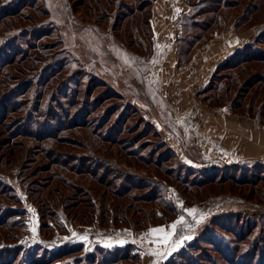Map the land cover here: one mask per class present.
Returning a JSON list of instances; mask_svg holds the SVG:
<instances>
[{"label":"rangeland","instance_id":"374dc122","mask_svg":"<svg viewBox=\"0 0 264 264\" xmlns=\"http://www.w3.org/2000/svg\"><path fill=\"white\" fill-rule=\"evenodd\" d=\"M86 1H88L85 2L88 8L86 6L82 9L79 6L81 0H0V72L3 74L1 79L4 82L3 85H0V92L4 91L10 100L19 99L22 101V108L26 112L39 118H41L38 115L41 113L40 110L45 107L42 104L44 95L47 104L49 103L45 109L50 113V119L53 121L51 123H60L57 121L59 117L65 119V111L68 108L69 110L72 109L70 112L73 114L75 113L74 110L79 111L71 118V121H76V127L65 132L68 135V141L78 142L74 137H77L76 134L81 136L80 133H84V126L77 123L81 121L80 119L89 118L90 121L97 124L104 121L103 116H107V113L112 109L114 115L110 122L119 113H122L123 120L127 119L128 122L125 126L130 125L134 129L132 134L138 133V131H146L141 141H148L150 143L148 148L156 147L159 144V139L156 138L154 130L149 128L148 124L140 123L139 115L130 107L129 101L132 98L143 100L142 103L139 101H136V103L139 105L140 109L138 108V110L144 118L145 116L152 117L148 107L150 105L145 103L146 101H155L156 105L164 108L167 106L169 110L172 108L176 110L179 104L167 94L170 89V81L168 83V80H166L164 86L160 84L161 86L157 87L148 75L155 79L158 75L156 76L153 73V68L157 70L156 72L162 68L159 59H156V53L159 52L161 55H165L170 45L172 46V42L175 44L176 52L180 45L183 46L180 50H184L186 44L181 41V38L179 41H177V37L175 39L174 31L170 35L166 29L160 31L156 38L153 36L150 38L149 28L147 25L142 24L150 17L148 10L150 0H125L134 6L142 3L144 7L143 12H141V23L136 26L133 25L132 18L123 19L119 14L120 11H117L122 9V6L119 7L118 5L121 0H117L116 6L113 5L112 7L107 6L104 3L105 0H100L101 2L99 0ZM179 3L182 5V10L188 9L186 0H165L166 7L172 10L173 25L176 23L175 19L180 15ZM261 9L264 10V5H261ZM219 15L217 23L202 40L197 42L192 51L186 54L183 53L184 55L181 54L179 57L176 54V61L178 62L176 70L169 72L174 71V75L187 85L188 96L192 103L196 105L199 102L204 109L212 105L223 108L226 106L231 109L229 104L235 97L233 95L237 93V87L233 88L231 94H227L226 100H220L221 104H217L218 102L213 103V99L207 97L208 92H203V89L209 86L211 77L215 75L218 65L221 63L218 64L219 60L217 62L208 61L203 51L209 45L212 47L213 44L220 42L222 38L227 39L240 33H244L246 36L236 39L240 41V44L253 41L254 36L258 33L264 39V15L253 19L254 25L257 23L256 26L250 25L246 28L237 27L232 22L224 25L221 22L222 17H224V9L221 13V16H223ZM115 19L117 22L114 21ZM197 31L199 30L197 29ZM139 40L143 43L142 47L136 45L141 43ZM262 45L264 46L263 42L258 47L262 48ZM233 49L235 48L227 50L224 61ZM20 55L23 59L24 56L31 57L32 62H27L28 66H26L27 64L24 65L25 60L23 59L21 64L20 61L19 63L17 61L11 62L13 58H19ZM6 61L8 62L6 63ZM60 66L64 68L62 71L59 68ZM79 67L83 69L78 70ZM162 72L166 78L171 75L166 70ZM94 76H99L102 80L97 81ZM49 77L50 81L46 86L48 91L44 92V84ZM26 88L30 91L25 92ZM161 88L164 89V94L159 91ZM75 89H81L78 94V97H82L81 100L76 98L78 91L76 92ZM111 91L113 92L112 97L105 99ZM114 92L120 93L122 97L118 98ZM71 95L75 97L73 101H76V99L80 101L71 105V102H73L71 101ZM263 99L264 94L258 98L257 103H260ZM81 101H84V103ZM186 105L181 103L179 108L183 109ZM258 107L255 110H260V107ZM88 108L91 111L84 112ZM81 111L83 113L80 115ZM260 111H264V109ZM14 119L9 126L0 123V167L1 171L10 174L9 179L11 182H5L6 185L11 183L8 195L16 194V198L9 199L5 195H0V203L11 205L22 212V214L12 217V219H15L14 221H22L21 228L14 230V232L20 233L25 238L28 245L26 250L35 254L32 257L33 260L37 257H44L46 251L47 256L53 259L49 264H82L73 258L80 256L86 251L85 249L62 255L59 258H56L55 252L66 244L71 246L72 244H80L85 238L91 242L94 240L111 242L115 235H126L123 238L127 241L131 239L130 242L133 243L135 248H126L124 252H128L130 256H133L138 254L140 249L135 244L136 239L125 234L124 231L130 229L145 231L138 240H143L145 250L153 253L155 263H159L161 258L166 260L172 250L175 249L171 255L174 257L176 253L181 252L185 247L197 243L195 239L198 238V233L205 226V223L210 222L215 217H218L217 222L219 225L228 220L229 225L236 227H234L235 231L232 233L224 230V227L217 226L214 228L216 231H213L214 236L219 234L223 238L227 235V237L238 242L237 236L241 232L251 242L258 245V248L255 247L257 248V257L264 256V166L252 165L249 173L243 172L244 177H252L253 182L235 180L233 176H230V178L225 177L223 182L217 180L207 184L201 188V191L193 187L189 192L184 193L180 189L172 187L169 192L174 199L175 216L173 219L155 220L154 223H146L147 225L144 227H129L132 225L127 226L122 220L110 221V217L103 221L100 214L102 202L94 197L86 199L89 202L87 203L88 206L76 205L78 200L74 202L76 198L71 196L72 188L52 179L50 169L57 168L60 170V166H57L58 164L52 166L45 154H47V150L49 152L53 149L54 144L47 146L45 151H42L39 145H45L44 141L37 142L35 138L24 134L16 135L19 126H15V128L13 125H17L22 121L23 116L20 113H15ZM197 119L199 120V118ZM262 120H264V117ZM32 122L29 123L31 128L38 124ZM51 123L48 129H52L50 128L53 126ZM261 124L264 125V122ZM38 125L35 128L41 127V124ZM163 134L176 149H180L178 141L164 131ZM64 139L67 140L66 136ZM46 141L45 143H50L48 140ZM68 141L66 142L68 143ZM84 142L91 146L90 140ZM187 143L189 144V141ZM60 147V150L80 154V156L88 152L86 149L83 150L71 143L68 146L62 144ZM107 147V144H103L96 153H103ZM112 149L110 153L114 154L117 150L114 147ZM179 151L181 152V150ZM188 153L194 156L197 154L199 161L203 163L202 165L214 166L224 163V152L212 146L204 151L188 149ZM182 156L184 157L183 154ZM201 156L204 157L200 158ZM105 157L111 156L107 153ZM167 160L168 166L174 165L171 157ZM73 161L68 163H74L75 165L78 163ZM206 162L209 163L205 164ZM239 162L245 165L252 163L251 161H249L250 163ZM261 162L264 163V161ZM120 165L127 167L124 163ZM198 166L200 165L195 167L197 169L205 167ZM189 171L195 173L193 170ZM63 176L68 177L67 180L70 183H72L71 178L75 177L72 174L70 177L64 172ZM84 187L88 190L91 189L89 190L90 196L98 193V190H93L91 185ZM99 189L103 190V188ZM18 190L21 191V196L17 193ZM188 194L191 196L189 199ZM123 201L126 205L127 202ZM143 205L146 204L136 202L134 206L142 207ZM152 205L148 204L146 206L148 212ZM123 210L124 208H122ZM232 213L234 214L231 215ZM138 216H144L143 212L137 214L136 217ZM237 216L241 217L240 221ZM150 220L151 216H148V221ZM239 224L241 226H238ZM19 240L9 239V241H15V243H19ZM256 240L260 241L257 242ZM240 243L248 245V247L252 246L250 243ZM93 245L84 246L87 249H92L95 247ZM214 248L213 244L203 242L196 245V247H190L189 250L192 252L193 249L192 253H196L199 258H202V263H204V260H209L210 263L212 259L220 264L240 263V260L229 263ZM129 258L127 260L119 259L117 263L137 264L135 257ZM168 260L162 264H167ZM262 260H264V257L257 259L254 263L249 262V264H261ZM31 261L30 258H24L20 255L16 263L30 264ZM139 264H142V261Z\"/></svg>","mask_w":264,"mask_h":264},{"label":"trees","instance_id":"16d2710c","mask_svg":"<svg viewBox=\"0 0 264 264\" xmlns=\"http://www.w3.org/2000/svg\"><path fill=\"white\" fill-rule=\"evenodd\" d=\"M116 1L117 0H105L104 3L107 6L112 7L113 5L116 6ZM186 1L188 9L182 16V30L177 36V41L181 38V41L186 44V47L184 50H180L183 47L181 45L177 48L178 57L181 54L184 55L183 53L186 54L192 51V48L197 44V42L202 40L207 32L217 23L218 15L220 13L219 16H221L223 9L224 17H222L223 15L221 16V22H223L224 25L232 22L237 27L240 26L246 28L250 25L256 26L257 23L254 25L253 19L257 16L264 15V10L261 9V5H264V0ZM85 2L87 3L88 1L81 0L79 3V6L82 7V9L87 6ZM99 2L101 1L99 0ZM153 2L154 0L149 1L148 10L150 17L142 23L147 25L149 28L150 38L153 36L151 23ZM118 5L119 7L122 6V9L117 11H120L119 14L123 17V19L128 17L132 18L131 21L135 26L141 23V12H143L144 9L142 3L134 6L125 0H121ZM115 16L117 18L116 13ZM114 21H116V19ZM197 29L199 31H197ZM139 42L141 43H137V47H142V41L139 40ZM262 42L264 43V39L259 36L258 33V35L254 36L253 41L233 49L227 59L218 65L215 75L211 77L209 86L203 89V92H208L207 97L213 99V103L218 102L217 104H221L220 100H226L227 94H231L233 88L237 87V93L233 95L235 97H233L229 104L232 111L248 115L260 123L264 122V120H262L264 117V111H260L261 109H264V99L260 103H257L258 98L264 94V46L262 45V48L258 47ZM20 57L21 55L19 58H13L11 62L13 63L14 61H17L19 63L20 61L21 64L23 58ZM28 58L27 56H24L23 59L25 60L24 65L27 64L26 66H28V63L32 62L31 57ZM7 62L8 61H6V63ZM59 68L61 71L64 69L63 66H60ZM82 69L83 68H80L78 70ZM51 72H53V70H51ZM2 75L3 74L0 72V85H3L4 83L2 82L3 79H1ZM95 78L97 81L102 80L99 76ZM49 79L50 77L44 84V92L48 91L46 86L50 81ZM28 90L29 89L26 88L25 92H28ZM80 91L81 89L76 90V98H80L78 97ZM44 92L43 94H45ZM111 94H113L112 91L105 99H110L112 97ZM13 95L16 96L15 94ZM115 95L118 98L122 97L120 93H115ZM74 99L75 97L71 95V101ZM81 99L82 97L80 100ZM77 100L78 99L71 102V105L80 101ZM81 102L84 103V101ZM22 104V101L19 99L10 100L4 91L2 93L0 92V123L2 125L9 126L15 120V113H20L23 116L22 121H20L17 125H13V127L19 126V130L16 132V135L24 134L28 137L35 138L37 142L44 141L45 145H39L42 151H45L47 146H52L54 144L53 149L49 150V152L47 150V154H45L47 159L50 160L52 166L53 164H58L57 166H60V170L57 168L50 169L52 179L59 183H64L67 187L72 188L73 192L71 196L76 198L74 202L78 200V204L76 205L88 206L87 203L89 202L86 201V199L89 197H94L99 200V202H102L100 214L103 221L110 217V221L122 220L127 226L132 225L129 227H144L147 225L146 223L151 224L157 220H171L175 216L174 199L170 196L169 192L172 187L180 189L184 193H187V191L189 192V190L193 187L201 191V188L207 184L213 183L217 180L219 182H223L225 177L230 178V176H233L235 180H249V182H251L253 180L252 177H244L245 175H243V172L246 171L245 173H249L252 165L264 166L263 162L257 160L251 161L252 163L248 165L241 162H232L229 164L220 163L219 165L214 166L202 165V161L198 160L199 165L205 167L197 169L196 165H189L179 157L177 152L166 143L156 126L142 116L132 101H129L130 107L138 113L140 123L144 122L148 124L149 128L154 130L156 138L159 139V144L156 147L148 148L150 143H148V141H141L146 131H138V133L132 134L134 129H132L133 127L130 125L125 126L128 122L127 119L123 120L122 113H119L115 119L110 122L112 116L114 115V111L111 109V111L107 113V116H103L104 121H100L97 124L90 121L89 118H83L80 119V122H77L84 126V133L81 132V136L76 134L77 137L74 138L77 139L78 142L73 140L69 141H71L70 143L72 145L79 146L81 149H86L88 151L87 154L80 156V154L60 150V146H62V144L67 146L70 144L68 141V135L65 132H68L76 127V121H71V118H73V115L75 113L77 114L79 111L76 112L74 110L75 113L73 114L70 112L72 109L69 110L68 108L65 111V119H63V117H59L57 121L60 123H51L52 120L50 119V113L47 109H45L49 103L47 104L44 95L42 97V104H44L45 107L40 110L41 113L38 114L41 118L30 115L24 108H22ZM257 106L260 107H258L260 110H255ZM90 108L84 112L88 110L91 111ZM82 113L83 111L79 114L81 115ZM31 121H33L32 123L34 124H41V127L38 129L35 128L39 126L37 124L35 127L31 128V125H29ZM50 123L53 124V126L50 127L52 129H48ZM65 136L68 143L64 139ZM46 140L50 142V145L45 143L47 142ZM86 140L91 141V146H88V143L84 142ZM103 144H107L108 146L105 148L106 151L101 154L96 153V151L100 149ZM113 147L117 150L114 154L110 153V151L112 152ZM107 153H109L111 157H105ZM170 157L172 162H174V165L168 166L167 159ZM72 160H74L73 162L76 161L78 163L76 165L74 163H68ZM122 163H124L127 167H122L120 165ZM208 163L209 162H206L205 164ZM188 168L189 170H193L195 173H191ZM63 172L68 174L70 177L71 174L75 176L73 179L71 178L72 183L67 180L68 177L63 176ZM9 176L10 174L1 171L0 167V195H5L9 199H14L16 198V194H14L15 196L8 195L11 183H8V185L5 184V182H11ZM88 185L93 186V190H98V193H94L93 196H90L89 190L91 189L88 190L84 187ZM99 188H103V190ZM17 193L20 196L22 194L19 190ZM109 196L111 197L108 199ZM189 197L191 196L188 194V199ZM123 200L127 202L126 205ZM136 202H142L146 205H143L142 207H135L134 205ZM148 204H153L151 209H149V212L146 208ZM122 208H124L123 211ZM140 212H143L144 216L136 217ZM20 214H22V212H19L13 206L7 205L6 203H0V264H18L16 263V260L20 255L24 258H30L32 260L30 264L51 263L53 259L47 256L46 251L44 257H37L33 260L32 257H34L35 254L32 251L31 252L33 254L29 250H26L28 245L26 244L25 238H23L20 233L17 234V232H14V230L16 231V229L21 228L22 221H14L15 219H12V217ZM233 214L234 213L231 215ZM148 216H151L150 221H148ZM217 218L218 217H215L214 219L212 218L210 222L205 223V226H203L202 230L198 233V238L195 239V242L197 243H194L190 247H196V245H200L203 242L213 244L215 247L214 249L220 252L221 257L226 261H229V263H235L236 260H240L239 264H249V262L254 263L257 259L264 257L263 255L257 257L258 245L255 242H251V240L241 232L237 236L238 242L230 237H227V235L223 238L219 234L218 236H214L213 231H216L214 228L217 226L224 227V230L232 233L235 231L234 227H236L234 225H229L228 220H226L224 224L220 223L219 225ZM213 220L215 221L212 222ZM238 220L240 221L241 217H238ZM238 226L241 225L239 224ZM10 238L13 240L20 239L19 243L9 241ZM256 241L258 242L260 240ZM240 242L250 243L252 246L248 247V245L241 244ZM130 247H134L132 242H127L124 246H115L113 248L96 244L92 249L85 248L83 243L77 245L72 244V246L70 244H66L61 246V249L56 251L55 255L56 258H59L62 255H67L80 251L81 249H85L86 251L80 256L73 258L74 260H78V263L118 264L117 262L119 259L127 260L129 257H135V262L139 264L142 261V255L140 252L133 256H130L128 252H124L126 248ZM190 247L187 246L181 252L176 253L174 257L171 256L167 261V264H220L214 261L212 257L210 263L208 262L209 260H204V263H202L203 259L199 258L196 253H192L193 249L191 252L189 250ZM129 259L132 260L131 258ZM262 261L263 262H261V264H264V260Z\"/></svg>","mask_w":264,"mask_h":264},{"label":"crops","instance_id":"0c3cea01","mask_svg":"<svg viewBox=\"0 0 264 264\" xmlns=\"http://www.w3.org/2000/svg\"><path fill=\"white\" fill-rule=\"evenodd\" d=\"M166 6L165 0H154L152 4L151 23L153 28V37L156 38L160 31L166 29L170 35L172 34L171 32L174 31V36L176 39L182 30L181 20L187 8L182 10V5L179 3V10H181L180 15L175 19L176 23L173 25L172 21L174 18L172 17V10ZM222 33L224 34V32ZM244 36V33H240L233 37L230 36L227 39L222 38L220 42L213 44L212 47L209 45L203 51L206 55L205 58H208V61L210 62L211 60L216 62L219 60L218 64L219 62H224V58L227 56L226 52H228L231 48H238L248 43V41L244 42V39L242 40L244 43L241 44L239 40H236L238 37L244 38ZM173 43L174 42L171 43L172 46L170 45L165 55H161L159 52L156 53V59H159L160 63L162 64V68H160L161 70L158 72H156L157 70H154L153 68V73H155L156 76L158 75L155 79H153L151 75H148V77L151 81L155 82L157 87H160L161 85L164 86L166 80H168V83L170 81V89L167 94L171 99H173V101H177L179 106L181 103L187 105L184 106L183 109H180L178 106L179 109L177 108L178 110L176 109V111L174 108L169 110V107L167 106L164 108L160 105H156L155 101H146L145 103L150 105L148 107L151 111L152 117L148 118L143 114L145 118L156 126L166 143L177 152V154L185 163L189 165H199V156L197 154L195 156L193 154H189L188 149L204 151L207 150L208 147L211 148V146L224 152V163L226 164L239 161L246 163L252 160L264 161V125L250 116L239 115L226 106L223 108L212 105L209 106V108L204 109L201 106L202 104H199V102L196 105L192 103L190 97L188 96L189 94L187 91V85H185L181 79L179 80L178 77L174 75V71L169 73L171 70H176V64H178L176 61L177 52L175 49V44ZM163 70H166L169 74H171L169 78H166L165 75L163 76ZM159 91H161L162 94L165 93L163 88H161V90L159 89ZM131 101L137 108L140 109L136 101L142 103L143 100L132 98ZM194 108H196L195 111ZM197 118H199V120ZM163 131L168 133L172 138H174V140L178 141L180 145L179 150H181L182 153L166 139ZM188 141L189 144L187 143ZM186 144L188 145L186 146ZM202 157L204 156H201L200 158ZM124 232H126L125 234L136 239L135 244L140 249L139 252L142 255V264L165 263V261L169 259L174 253L175 249L170 252L171 254L167 256L166 260L161 258L159 263H155V255L145 250L142 243L143 240H138L139 237L143 236L145 231L128 229ZM123 237H126V235H115L111 239V242H103L101 240H94L91 242L87 241L88 239L85 238L82 243H84L85 246H92L93 244V246L99 244L104 247L123 246L131 240L129 239L127 241Z\"/></svg>","mask_w":264,"mask_h":264},{"label":"snow or ice","instance_id":"6c2138e0","mask_svg":"<svg viewBox=\"0 0 264 264\" xmlns=\"http://www.w3.org/2000/svg\"><path fill=\"white\" fill-rule=\"evenodd\" d=\"M192 211H194V210H192ZM173 227H175V225H173Z\"/></svg>","mask_w":264,"mask_h":264}]
</instances>
